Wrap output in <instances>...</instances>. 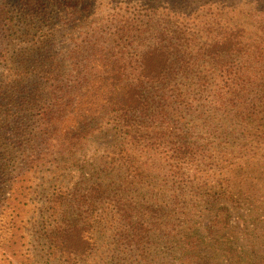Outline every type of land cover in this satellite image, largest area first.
I'll return each mask as SVG.
<instances>
[{
  "label": "rangeland",
  "instance_id": "rangeland-1",
  "mask_svg": "<svg viewBox=\"0 0 264 264\" xmlns=\"http://www.w3.org/2000/svg\"><path fill=\"white\" fill-rule=\"evenodd\" d=\"M35 1H38L35 13H28L18 21L14 29L16 41L9 48L10 58L0 64V264H22L21 257L18 263H12L10 256L19 247L30 256V261L24 264H177V258L181 257L178 243L171 248L168 237L156 233L144 242L145 251L137 249L131 244L134 233L130 234L133 227L129 223L120 234L121 223L101 222L94 252L73 261L51 253L46 233L55 225L51 206L60 193L64 194L62 211L69 215V209L77 208L78 198L92 193L97 184L118 189L119 196L120 188L127 187L126 202L145 212L151 207L157 212V220L167 223L168 208L176 202L175 190L184 186L186 195L179 198L188 205L192 188L196 189L184 182L177 166L188 145L206 147L214 155L194 164L197 175L207 166L212 169L203 178L211 174L214 181L220 171L229 173L231 168L224 166L233 162L234 179L223 189L228 197L212 205L201 200L193 224L206 237L217 210L221 206L229 209L231 225L225 230H215L213 242L217 244L211 248V264H231V246L238 249L242 264H263L264 158L260 157L255 166L249 165L250 150L234 144L232 130L226 129L229 126L226 122L232 118V106L222 107L220 97L228 87L217 68L202 66L198 60L203 52L201 45L216 38L213 27L219 28L218 19L222 28L237 22L255 28L248 15L251 0ZM119 12L127 20L122 32L109 25ZM99 25L109 32L116 51L125 52V58L133 62L148 48L166 46L168 50L170 28H175L186 43L187 60L175 62L158 82L149 86L148 111L130 115L129 124L121 123L118 116L107 118L103 130L88 139L71 163L59 162L30 171L26 203L13 212L9 203L22 172L19 150L39 130L35 100L37 95L46 94L44 79L34 76L20 81L14 72L21 62H27L24 65L36 68L37 72L48 67L56 72L75 71L80 56L78 48L87 46L91 33ZM221 158L225 161L223 166L219 165ZM213 188L218 190V186ZM200 194L197 190L194 197L197 201ZM103 196L106 203L99 205L101 217L108 204L119 203L115 195ZM182 201H179L181 210L174 213L185 219L189 210ZM122 205L126 207L123 201ZM62 217L63 214L58 220ZM78 218L75 213L68 220ZM136 221L134 217L132 222ZM211 239L208 237L207 242L211 243Z\"/></svg>",
  "mask_w": 264,
  "mask_h": 264
},
{
  "label": "trees",
  "instance_id": "trees-1",
  "mask_svg": "<svg viewBox=\"0 0 264 264\" xmlns=\"http://www.w3.org/2000/svg\"><path fill=\"white\" fill-rule=\"evenodd\" d=\"M51 2L53 5V1ZM251 2L248 15L255 28L249 29L241 22L227 24L222 28V21L218 19L216 25L219 28L213 27L214 32H217L216 38L201 45L203 52L198 60L202 66L211 65L212 68H217L223 76L228 90L224 89L223 93H220L223 99L221 106H232V118L226 122L229 124L226 129L232 130L234 144L238 143L241 149L250 150L251 154L247 160L249 165L255 166L260 157L264 158V0ZM37 5L38 1L35 0H0V64L10 58L12 49L9 48L11 43L16 41L14 29L18 21L28 13H35ZM124 16L121 12L117 13L109 23L110 27L118 29V32L124 31L127 23ZM101 26L93 30L92 39L87 46L78 48L80 56L75 63V67L78 65L75 71L56 72V69L48 67L37 72L36 68L32 70L27 64L24 65L27 62H21L14 72L20 81L34 76L44 79L46 94L37 95L35 100L38 106L36 110L39 118L36 121L39 123V130L33 132L26 146L23 144L19 150L22 152V172L15 183V196L9 203L13 212L21 209L26 203L30 171L59 162L71 163L83 150L88 139L103 130L107 118L118 116L121 123L129 124L131 119L127 118L130 115L148 111L149 86L158 82L175 62L187 60L188 53L184 50L186 43L175 28H170L168 50L166 46L148 48L133 62L125 58V52L116 51L109 32H105ZM206 149L188 145L180 155L177 165L181 171L180 176L184 182L188 181L189 185L195 186L201 194L197 201L194 198L197 196V190L192 188V199L188 200L187 205L179 198V195L185 197L186 190L183 189L184 186H179L173 194L176 202L173 207L168 208L167 223L158 221L157 212L151 207L145 212L137 208L136 204L131 206L132 203L126 202L127 187L120 188L119 196L118 189L97 184L92 187V193L78 198L77 208L69 209V215L62 211L64 194L60 193L59 200L56 198L55 204L51 206L55 225L46 233L51 253L68 261L90 254L97 246V228L100 223L111 224L115 221L121 223L120 234L127 223L132 225L130 234H134L131 235V244L137 249L145 251L147 246H143L144 242L160 233L168 237L171 248L175 243L181 248V257L177 258V264H211V248L217 244L213 242L216 241L215 230H225L231 225L229 209L221 206L217 210L216 216L208 226L210 233L206 237L195 229L193 224H196L201 200L212 205L214 201L228 197V193L223 189L228 182L233 181L234 168L232 161L225 164L224 169L231 168L230 174L222 170L213 177L214 181L210 178L211 174L208 178H203L205 172L212 170L208 166L201 171V175H197L195 162L214 157ZM224 163L221 158L219 165L223 166ZM213 186H218V190ZM104 194H108L109 198L115 195L119 203H107L108 207L101 217L102 207L99 205L106 203ZM122 201L126 207L122 205ZM179 201L189 210L185 219H182L181 215L176 217L174 213L176 209L181 210ZM75 213L79 218L68 220ZM18 214L20 215L19 211ZM62 214L64 217L58 220ZM87 214V217L83 216ZM134 217H137L136 223L132 222ZM208 237L212 238L211 243L207 242ZM12 247L18 246L12 244ZM231 249V264H242L243 259L238 249L232 246ZM10 256L12 263H18L20 257L22 264L30 261L29 254L20 247L19 251L14 249Z\"/></svg>",
  "mask_w": 264,
  "mask_h": 264
}]
</instances>
